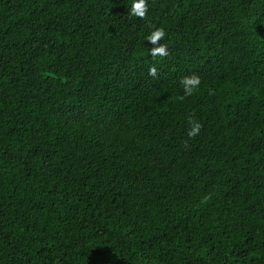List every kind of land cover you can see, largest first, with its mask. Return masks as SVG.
Returning a JSON list of instances; mask_svg holds the SVG:
<instances>
[{
  "label": "trees",
  "instance_id": "obj_1",
  "mask_svg": "<svg viewBox=\"0 0 264 264\" xmlns=\"http://www.w3.org/2000/svg\"><path fill=\"white\" fill-rule=\"evenodd\" d=\"M148 3L0 0V264H264V0Z\"/></svg>",
  "mask_w": 264,
  "mask_h": 264
},
{
  "label": "clouds",
  "instance_id": "obj_2",
  "mask_svg": "<svg viewBox=\"0 0 264 264\" xmlns=\"http://www.w3.org/2000/svg\"><path fill=\"white\" fill-rule=\"evenodd\" d=\"M149 11V3L148 0H131V7L128 9V14L137 17V18H145ZM166 36V32L163 28H155L150 34L147 36L146 40L153 45L149 48V56H167L168 50L165 44L158 43L162 41ZM149 75L155 77L157 75V68L151 67L149 69ZM180 85L183 89V95L180 99H184L185 97H190L193 93L199 88L201 84V79L198 75L192 74L185 76L180 79ZM191 127L187 130V135L189 138H195L201 130L202 125L199 122L194 120H189Z\"/></svg>",
  "mask_w": 264,
  "mask_h": 264
}]
</instances>
